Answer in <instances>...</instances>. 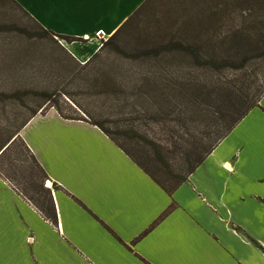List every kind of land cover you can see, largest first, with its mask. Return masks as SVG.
Masks as SVG:
<instances>
[{
	"label": "crops",
	"instance_id": "1",
	"mask_svg": "<svg viewBox=\"0 0 264 264\" xmlns=\"http://www.w3.org/2000/svg\"><path fill=\"white\" fill-rule=\"evenodd\" d=\"M88 61L147 0H15ZM103 35V36H102ZM20 136L56 184L57 222L0 175V264H264V96L170 195L88 120Z\"/></svg>",
	"mask_w": 264,
	"mask_h": 264
},
{
	"label": "rangeland",
	"instance_id": "2",
	"mask_svg": "<svg viewBox=\"0 0 264 264\" xmlns=\"http://www.w3.org/2000/svg\"><path fill=\"white\" fill-rule=\"evenodd\" d=\"M220 1L148 0L120 30L102 38L100 48L107 41L108 44L98 56L94 58L93 54L91 60L80 62L69 54L67 46L71 39L82 45L88 40L77 37L65 39L63 37L68 36L56 32L57 35H50L12 0H0V142L8 140L40 106L47 108L43 112L40 108L37 114H45L55 109L51 105H58L67 117L90 118L119 133V143L161 180L184 175L191 159L179 155V145L170 138L176 135L183 141L184 137L186 150L191 148L187 142L201 149L216 136L215 132L224 122L218 120L217 128L203 129L205 118L199 116V129L190 121L168 114L169 110L164 106L158 110L160 105H167L165 100L168 101L169 93L179 88L171 81L185 82L188 73L200 80H220L222 87L215 92L217 96L214 98L218 97L215 108H225V112H229L225 116L227 120L236 103L241 102L234 92L239 86L253 82L247 92H254L259 85H264V57L248 59L242 66L209 71L193 67L188 54L166 50L157 53L183 36L191 42L200 41L205 38L204 35L212 38L213 33L201 31V28L207 24L205 16L224 8ZM240 8L246 9L247 4ZM241 9L237 10L243 13ZM237 15L230 16L227 20L230 22L225 24L224 29H242ZM262 29L264 22H259L254 29L243 30L245 35L251 34L250 38L238 36L228 39L224 46L226 49L234 47V54L239 50L236 55L252 53L254 57L249 39L262 34ZM161 73L173 76L164 85L142 86L144 82L141 79L160 77ZM231 85L233 90L228 93V103L226 99L229 98L223 96ZM158 92L165 94L164 102L153 100L159 98ZM46 95L53 96V101H48ZM200 100L206 101L204 98ZM216 116L219 118V114ZM122 132H126L124 136ZM180 139L177 141L181 144ZM161 148L168 149V152H161ZM17 149L22 150L21 141H16L13 151ZM0 170L22 188L8 165L0 164ZM48 181L45 185L55 190V186L52 183L49 185L51 181Z\"/></svg>",
	"mask_w": 264,
	"mask_h": 264
},
{
	"label": "trees",
	"instance_id": "3",
	"mask_svg": "<svg viewBox=\"0 0 264 264\" xmlns=\"http://www.w3.org/2000/svg\"><path fill=\"white\" fill-rule=\"evenodd\" d=\"M12 1L16 3L23 11H25L15 0ZM220 3L224 5V8L222 10H214L210 12L207 17L205 16V21L207 22V24L204 25L203 28H201V31L213 33L212 38L210 37L208 39V37L204 35L205 38L201 39L200 41L191 42L188 40L189 38L183 36L180 37L181 39L179 40L176 39L170 42L167 47H162L157 53L166 50L167 52H180L181 54H188L190 56L193 67L207 69L209 71L219 70L226 66L238 67L244 65L248 61V59L250 60L255 58H263L264 32L257 37L249 39L250 45L251 47H253L251 52H254L255 54L254 57L253 55L251 56L252 53H249L247 56L236 55L239 54V50H236V54H234L232 52L234 47L226 49L224 44L228 41V39H233L238 36H244L249 38L251 37V34H249V36L245 35L243 30L254 29L257 23L264 22V0H221ZM243 4H247L246 9L240 8ZM237 9L243 10V13ZM137 11H135V13ZM234 13L238 14L237 17H240L241 25L243 26L242 29H224L225 24L230 22L227 20L230 18L231 15H234ZM258 13L260 14L258 15ZM134 14H132L130 18H128V20L123 24V26L131 19ZM36 23L40 28H42L44 32L50 35H57L53 31H49L43 28L37 21ZM120 29L121 28H119V30ZM63 38L68 39L70 37ZM73 40L74 39H71V41ZM105 43L94 54V58L98 56L99 52L104 48V46L108 44V41L106 44ZM147 52L150 53L149 51ZM237 58H239V61H236ZM160 75V77L153 76V78L147 77L143 80L141 79V82H144L142 86L144 87L145 85H147L157 87L159 84L164 85L165 82H168L170 77L173 76L166 73H161ZM187 76L188 79H186L185 82L183 81L182 83L179 82L177 79L171 81L172 84H175V87L179 88L177 91L175 89L174 93H169L168 101L165 100V104L167 103V105H160L158 107V110L159 108L164 106L165 109L169 110L168 114L173 115L175 118L178 117L177 119H184L190 121L191 123L198 125L196 127L199 129H201L198 123L199 116L205 118L203 129H211L215 127L217 128L219 125L218 120H222L224 124L221 125L219 131L217 130L215 132L216 136L212 139H209V142L204 147H201V149L197 148L196 145L187 142L188 146H190L191 148L186 150L183 142L185 140L184 137H182V141V139L178 138L176 135H173L170 139L173 141V143L179 145V155H182L184 157L186 156L188 157V159L190 157L191 160H189V168L184 175L176 177L173 176L167 181H163L160 178L156 177L154 173L148 171V169H146L138 160H136L132 153L119 143L117 138L119 133L113 132L103 122L92 120L90 118L86 119L79 117H67L63 114L62 109H60L58 105H51V107L57 109L60 115L64 118L84 119L98 126L105 134H107L113 141H115V143L121 149H123L147 174H149V176H151V178L157 184H159V186H161L168 194L171 195L177 189V187H179L183 182L187 180L189 174L192 173L203 162V160L212 152V150L220 143V141L231 132V130L245 117V115L253 107L259 105L262 97L264 96V85H259V87L256 88L254 92H247V90L253 86V82L243 83L241 86H239L237 91H234L236 92L238 101L241 102L238 103V105L236 103V105L232 109L233 111L231 110L232 113L230 114V119L227 120L225 116H227L229 112H225V108H219L218 110L215 108V99H218V97L214 98V96H217L215 92L222 87V82L220 80H200L198 77L191 75L190 73H188L185 77ZM187 87H189V89ZM232 90L233 86L231 85L227 88V92L226 94H224L223 97L229 98L228 93L232 92ZM141 93L146 94L145 91H141ZM158 95L159 98H154L153 100L156 102V100L160 99V102H164L165 94L162 92H158ZM46 96L48 101L53 98V96ZM201 98H204L208 102L210 100L212 101L209 103L206 101L201 102ZM229 100L230 98L226 99L228 103L230 102ZM40 108L42 109V106H40L36 111H34L8 140L2 143L0 142V164H6L10 167L11 170H13L16 179L20 181V185H22V188H19L15 183H13L11 176L4 174L2 170H0V175L5 180L12 182L14 186L16 185L15 187L21 195L27 198L47 219H49L52 223H56L57 211L53 197V190L51 189V187H47L45 185V181L48 180L49 177L45 169L38 162L36 157L27 147V145L19 134L20 130L28 122V120L37 115ZM46 108L47 107L43 108L41 112L46 110ZM188 114H190L189 117ZM217 114H219V118H217ZM125 133L126 132H122V136H124ZM174 137H177L178 139L174 140ZM179 139L181 144L178 143L179 141H177ZM16 141H21L22 150L17 149V151H13ZM175 149L177 148L175 147ZM159 150H164L165 152H168V149L165 148H161ZM187 162L188 161L184 162V164ZM53 185L57 187L56 184Z\"/></svg>",
	"mask_w": 264,
	"mask_h": 264
},
{
	"label": "built area",
	"instance_id": "4",
	"mask_svg": "<svg viewBox=\"0 0 264 264\" xmlns=\"http://www.w3.org/2000/svg\"><path fill=\"white\" fill-rule=\"evenodd\" d=\"M7 181H8V180H7ZM8 182H9V184H10L11 186H13L14 188H16L12 182H10V181H8Z\"/></svg>",
	"mask_w": 264,
	"mask_h": 264
},
{
	"label": "bare ground",
	"instance_id": "5",
	"mask_svg": "<svg viewBox=\"0 0 264 264\" xmlns=\"http://www.w3.org/2000/svg\"><path fill=\"white\" fill-rule=\"evenodd\" d=\"M51 184V182H49V185Z\"/></svg>",
	"mask_w": 264,
	"mask_h": 264
},
{
	"label": "water",
	"instance_id": "6",
	"mask_svg": "<svg viewBox=\"0 0 264 264\" xmlns=\"http://www.w3.org/2000/svg\"><path fill=\"white\" fill-rule=\"evenodd\" d=\"M49 182V181H48Z\"/></svg>",
	"mask_w": 264,
	"mask_h": 264
}]
</instances>
